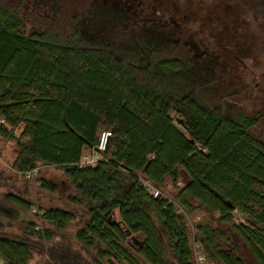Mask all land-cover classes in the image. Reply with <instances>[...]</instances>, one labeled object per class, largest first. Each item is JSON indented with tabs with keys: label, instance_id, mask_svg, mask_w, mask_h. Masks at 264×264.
<instances>
[{
	"label": "trees",
	"instance_id": "16d2710c",
	"mask_svg": "<svg viewBox=\"0 0 264 264\" xmlns=\"http://www.w3.org/2000/svg\"><path fill=\"white\" fill-rule=\"evenodd\" d=\"M135 65L107 62L91 49L32 42L0 26V138L20 151L14 167L61 168L75 191L69 201L84 200L91 217L77 241L91 248L96 239L109 242L121 262L132 263L115 244L127 231L139 237L137 257L146 264H192L179 211L189 212L194 201L229 226L224 232L195 226L194 241L208 261L244 264L232 231L264 264V156L245 132L251 121L211 112L197 95L182 104L180 80L163 73L161 64ZM102 131L111 136L101 159L77 167ZM181 169L187 180L179 187ZM166 177L178 189L177 202L153 197L143 185L162 189ZM115 210L118 228L103 218ZM40 217L61 230L74 214L48 208ZM29 258L26 246L0 237L4 262L26 264Z\"/></svg>",
	"mask_w": 264,
	"mask_h": 264
},
{
	"label": "flooded vegetation",
	"instance_id": "af4514ba",
	"mask_svg": "<svg viewBox=\"0 0 264 264\" xmlns=\"http://www.w3.org/2000/svg\"><path fill=\"white\" fill-rule=\"evenodd\" d=\"M0 21L3 30L39 44L124 48V57H107L110 63L135 68L136 63L146 68L161 64L163 73L180 80L182 104L190 95L209 97L211 112L230 121L240 116L250 120L245 132L259 143L258 151L264 156V0H0ZM118 25L129 32L130 47L122 43L125 39L105 40L104 33ZM219 108L224 113H218ZM19 153L12 162L0 158V189L10 190L0 195V203L21 212L18 217L9 209L0 211V237L29 249L26 264L35 251L43 264H128L116 257L109 242L96 239L91 248L77 241V232L89 227L87 212V217L78 213L75 221L67 223L74 221L78 227L71 238L60 233L52 241L34 225L29 214L40 215V209L31 210L32 201L23 196L22 188L10 183L38 174L27 178L14 167ZM103 218L111 226H121L118 217L107 212ZM3 227L17 229L21 238L3 232ZM72 239L87 254L96 248L97 263L80 262L82 254L72 246ZM139 243V237L127 231L115 240L128 254L129 264L136 262Z\"/></svg>",
	"mask_w": 264,
	"mask_h": 264
},
{
	"label": "rangeland",
	"instance_id": "374dc122",
	"mask_svg": "<svg viewBox=\"0 0 264 264\" xmlns=\"http://www.w3.org/2000/svg\"><path fill=\"white\" fill-rule=\"evenodd\" d=\"M91 33V32H89ZM128 31L124 30L118 26L114 27L111 31H106L104 35L106 36L105 40L110 39H121V40H128L127 42H122L125 44V46H131L130 40L128 38ZM83 38H86L85 35H83ZM83 46H87L88 49H91L97 53L100 54V56L104 59H107L108 56H114V57H124L123 56V49L124 48H116L111 46H104L101 44L97 46L96 44H81ZM113 63V61L111 62ZM142 66L144 64H141ZM204 104L207 108L211 109V101L209 97L200 96ZM211 106V107H210ZM218 109V108H217ZM218 113H224L220 110H217ZM173 115V113H171ZM253 133L257 135V130L253 129ZM19 134V131L16 130L15 135L17 136ZM19 149L15 145L14 141L11 140H4L3 138H0V158L3 159L4 157L8 159L10 162H12L18 154ZM38 174L33 178L26 180L23 177L16 180H10V183H12L14 186L22 188L23 196L25 198H29L31 203V210L39 209H62L69 212H72L74 214V219H76V216H78V213L82 215L83 218L87 217V211L85 209V201L83 200V203L81 205H74L69 201L70 196L75 195V191L73 186L71 185L70 181L64 176L61 168L55 167V166H46V165H38ZM3 166L0 165V169H2ZM4 173L7 175V172L4 171ZM11 175V172L9 173ZM187 180V176L185 173H180V183L179 187L182 186L183 181ZM44 185V186H43ZM177 188L172 187L171 180L166 177L164 181V186L162 189H159L161 192V196H164L172 201H175V195L177 193ZM10 193L9 189H0V195L4 193ZM177 202V201H175ZM192 210L189 212L180 210L179 213L182 216L188 231V236L190 240V248H191V255L193 258V250L194 247H197L198 245L195 240V226L197 224H209L212 228H216L221 232H224L225 230L229 229V226L223 225L218 223L215 220V217H217L216 213H210L209 211H203L199 209L198 204L194 201L190 202ZM31 220L33 221L35 226L41 227L42 230L48 231L50 236H52V241H56L58 239V234L62 233L66 237L71 238L75 231H77L78 227L74 225V221L70 222L66 227L62 230H58L54 228L53 226L49 225L46 222H43L40 215H37L36 213L29 214ZM112 216L117 217V211L115 210ZM154 218V217H153ZM155 219V218H154ZM4 228V227H3ZM2 230V229H1ZM3 232L8 233L9 235L18 238H21V233L15 229H7L4 228L2 230ZM231 238L234 240L237 249L239 251V255L242 257L244 264H257L253 255L251 248L243 241V239L236 234L235 232H230ZM72 246L82 254L80 258V262H86V263H97V257H95V251L96 248L91 249V251L87 254L85 251L82 250V247L74 240L72 239ZM128 242L130 244H133L130 239H128ZM140 264H146L141 258L137 257ZM195 262V260H194ZM43 262L40 261L38 252L35 251L33 256L31 257V260L27 264H40ZM104 263V262H101ZM0 264H7L2 259H0ZM116 264V263H114ZM206 264H220V263H214L212 261L206 262Z\"/></svg>",
	"mask_w": 264,
	"mask_h": 264
},
{
	"label": "built area",
	"instance_id": "2783aa9c",
	"mask_svg": "<svg viewBox=\"0 0 264 264\" xmlns=\"http://www.w3.org/2000/svg\"><path fill=\"white\" fill-rule=\"evenodd\" d=\"M0 123H2V120H0ZM110 136L111 134L109 131L100 132L96 145L89 151L82 154L80 160L76 163L77 167H93L97 163V161L101 159L102 152L105 150ZM37 171L38 167L34 168L31 171H27L25 172V177H33L37 173ZM143 185L146 187L147 191L152 194L153 197H158L161 195V192L158 189H155L149 182L144 181ZM196 245L198 244H195V246ZM193 258L195 260V264H206L207 262V257L203 253L199 245L197 247H194Z\"/></svg>",
	"mask_w": 264,
	"mask_h": 264
},
{
	"label": "water",
	"instance_id": "95a60500",
	"mask_svg": "<svg viewBox=\"0 0 264 264\" xmlns=\"http://www.w3.org/2000/svg\"><path fill=\"white\" fill-rule=\"evenodd\" d=\"M210 191H212V190H210ZM215 195H216L217 197H219L217 194H215ZM225 204H226L228 207H232L231 204H228V203H225ZM7 209L13 211L14 213L17 214L18 217H20V215H21V212H20V211H18L17 209H13L11 206H5V205H3V204L0 203V211H4V210H7ZM236 212L240 213L237 209H236ZM242 218H245L244 215H242Z\"/></svg>",
	"mask_w": 264,
	"mask_h": 264
},
{
	"label": "crops",
	"instance_id": "0c3cea01",
	"mask_svg": "<svg viewBox=\"0 0 264 264\" xmlns=\"http://www.w3.org/2000/svg\"><path fill=\"white\" fill-rule=\"evenodd\" d=\"M182 172H183V170H182ZM180 173H181V170H180Z\"/></svg>",
	"mask_w": 264,
	"mask_h": 264
}]
</instances>
